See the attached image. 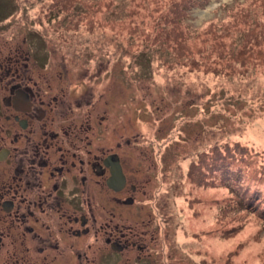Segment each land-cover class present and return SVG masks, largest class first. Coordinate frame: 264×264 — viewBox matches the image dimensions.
I'll use <instances>...</instances> for the list:
<instances>
[{
  "label": "rangeland",
  "instance_id": "rangeland-1",
  "mask_svg": "<svg viewBox=\"0 0 264 264\" xmlns=\"http://www.w3.org/2000/svg\"><path fill=\"white\" fill-rule=\"evenodd\" d=\"M2 41L106 102L112 264H264V0H0Z\"/></svg>",
  "mask_w": 264,
  "mask_h": 264
},
{
  "label": "flooded vegetation",
  "instance_id": "flooded-vegetation-1",
  "mask_svg": "<svg viewBox=\"0 0 264 264\" xmlns=\"http://www.w3.org/2000/svg\"><path fill=\"white\" fill-rule=\"evenodd\" d=\"M23 59L0 43V264H112L142 250L140 235L96 215L106 187L136 192L106 153V102L78 76ZM107 159L120 166L119 192Z\"/></svg>",
  "mask_w": 264,
  "mask_h": 264
},
{
  "label": "water",
  "instance_id": "water-1",
  "mask_svg": "<svg viewBox=\"0 0 264 264\" xmlns=\"http://www.w3.org/2000/svg\"><path fill=\"white\" fill-rule=\"evenodd\" d=\"M106 164L110 166V171H111V178L108 181V186L114 192H119L120 190H122L124 186V177L121 173V169L118 164V161L116 160L113 162L110 161V159H107ZM112 249H114L113 246Z\"/></svg>",
  "mask_w": 264,
  "mask_h": 264
}]
</instances>
